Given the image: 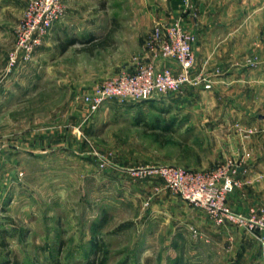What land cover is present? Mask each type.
<instances>
[{
    "label": "rangeland",
    "instance_id": "374dc122",
    "mask_svg": "<svg viewBox=\"0 0 264 264\" xmlns=\"http://www.w3.org/2000/svg\"><path fill=\"white\" fill-rule=\"evenodd\" d=\"M30 1L20 0L23 12L14 20L7 16L2 76ZM151 3L61 0L63 15L56 22L60 25L52 26L26 63L8 73L42 64L37 69L38 84L33 95L28 92L13 113L0 118V177L9 161L15 170L13 182H23L28 188L7 214L17 223L40 226L36 231L39 235L47 233L43 225L58 226L64 248L60 257L91 250L88 258L96 264H173L174 257L194 258L199 254H192L195 248L185 243L172 247L170 241L158 236L160 224L164 228L181 216L177 202L182 197L144 171L174 166L211 177L225 160L238 164L241 158L227 155L223 126L211 119L214 109H223L221 100L210 104L208 97L187 94L196 88L184 87L178 94L145 101L107 100L96 111H91L83 100L114 76L131 73L144 57L163 65L158 49L150 51L146 42L155 25L162 24H153L149 17ZM189 4L190 0L187 7H182V14L194 10ZM65 14L87 23L93 20L102 30L99 37L92 42L85 37L78 40L83 41L82 47H69V25L61 23ZM244 57L258 62L261 56L254 53ZM208 63L203 60L198 69L195 55L192 71L210 80L214 74L221 75V62L210 69ZM30 141H37V156L33 159L26 151H6L7 147L15 149V145L28 147L25 145ZM82 230H89L87 234L96 243L93 249L80 239ZM146 230L153 233L149 238L144 236ZM44 244L52 245V240L40 241L38 246ZM39 258L44 263L36 264H57ZM60 264L83 262L80 259Z\"/></svg>",
    "mask_w": 264,
    "mask_h": 264
},
{
    "label": "crops",
    "instance_id": "0c3cea01",
    "mask_svg": "<svg viewBox=\"0 0 264 264\" xmlns=\"http://www.w3.org/2000/svg\"><path fill=\"white\" fill-rule=\"evenodd\" d=\"M151 1L149 17L153 24L181 17L184 28L196 35L194 53L199 64L198 69L205 59L209 61V69L221 62V75L214 74L211 78L212 90L196 88L187 94L200 99L208 97L210 104L219 103L220 100L223 104L222 110L214 109L211 119H214L213 123L223 126L227 155L241 157L236 176L239 184L227 194L230 209L244 215H248L252 208L264 209V0H190L189 5L194 10L190 8L191 11L187 14H182L184 11H181L182 7H185L184 0ZM22 5L20 0H0V73L4 71L3 60L7 50L4 46L7 29L5 22L8 15L14 20L16 15L21 14ZM61 23L69 25L68 34L72 38L66 40L69 47H82L83 41L78 40L86 37L92 42L102 31L93 20L87 23L86 20L69 14L63 16ZM57 24L59 23H55ZM254 53L261 57L258 62L255 61L254 67H249L246 61L250 58L244 56ZM39 67H42L41 63L31 64L25 69L15 70L12 75H0V118L13 113L16 105L28 97V92L33 95V88L38 84ZM217 128L218 126L213 127ZM248 128L253 129L251 134L247 133ZM25 146L28 147H7L6 151L20 152L19 154L26 151L32 159L37 156V141H30ZM7 163L8 166L0 177V264L44 263L43 258L38 261V257H44L45 262L54 261L57 264L76 263L80 262V259L83 264L91 262L88 258L91 250L60 257L64 248L62 238L57 233L58 226L43 225L42 230L47 233L39 235L36 231L40 226L11 220L13 216H8L7 213L15 209L14 203L21 201L28 188L23 182H13L15 170L9 161ZM177 203L180 206L178 214L181 213V216H176L173 222H169L164 228L163 224H160L158 236L170 241L172 247H180L185 243L184 246L195 248L191 249L192 254L194 251L199 254L194 255L192 259L174 257L171 263L264 264V249L252 236L237 228L216 227L203 210L188 207L182 199ZM190 229L195 234H191ZM82 231L84 233H81L80 239L93 249L96 243L92 236L87 234L89 230ZM146 231L144 236L149 238L152 231ZM51 240L52 245L38 246L40 241L49 243ZM68 240L70 242L72 238L69 236Z\"/></svg>",
    "mask_w": 264,
    "mask_h": 264
},
{
    "label": "built area",
    "instance_id": "2783aa9c",
    "mask_svg": "<svg viewBox=\"0 0 264 264\" xmlns=\"http://www.w3.org/2000/svg\"><path fill=\"white\" fill-rule=\"evenodd\" d=\"M185 7L188 0H184ZM63 15L61 0H31L26 6L17 31V43L8 58L5 75L21 63H26ZM151 36V37H150ZM149 36L147 47L159 51V59L169 64L142 58L133 71L120 73L87 94L84 101L96 111L107 100L145 101L159 96L178 94L184 87L211 89V80L192 71L195 64L196 35L182 25L181 17L157 23ZM157 47V48H156ZM246 65L256 62L248 59ZM253 129L248 128L251 134ZM239 162L225 160L211 177L174 166L150 167L144 173L157 177L179 194L189 205L203 210L216 227L229 226L252 236L264 249V209H250L248 215L232 211L227 205V194L238 186Z\"/></svg>",
    "mask_w": 264,
    "mask_h": 264
},
{
    "label": "trees",
    "instance_id": "16d2710c",
    "mask_svg": "<svg viewBox=\"0 0 264 264\" xmlns=\"http://www.w3.org/2000/svg\"><path fill=\"white\" fill-rule=\"evenodd\" d=\"M87 264H96L95 262H88ZM98 264H101V263H98Z\"/></svg>",
    "mask_w": 264,
    "mask_h": 264
}]
</instances>
